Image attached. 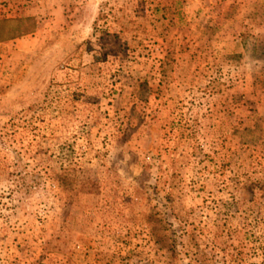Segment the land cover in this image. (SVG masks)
<instances>
[{"label":"rangeland","instance_id":"1","mask_svg":"<svg viewBox=\"0 0 264 264\" xmlns=\"http://www.w3.org/2000/svg\"><path fill=\"white\" fill-rule=\"evenodd\" d=\"M0 264H264V0H0Z\"/></svg>","mask_w":264,"mask_h":264}]
</instances>
